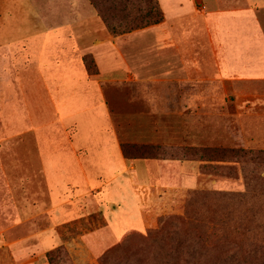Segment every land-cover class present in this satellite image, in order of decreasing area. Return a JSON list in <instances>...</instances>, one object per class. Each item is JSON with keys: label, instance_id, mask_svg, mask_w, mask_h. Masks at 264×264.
<instances>
[{"label": "crops", "instance_id": "0c3cea01", "mask_svg": "<svg viewBox=\"0 0 264 264\" xmlns=\"http://www.w3.org/2000/svg\"><path fill=\"white\" fill-rule=\"evenodd\" d=\"M159 3L162 23L113 37L88 0H0V99H43L54 114L17 128L31 132L13 141L20 186L0 189V264H49L61 229L94 212L111 232L78 239L102 251L98 239L124 236L121 213L149 227L170 195L220 184L202 162L129 159L122 147L230 144L232 100L264 99V0Z\"/></svg>", "mask_w": 264, "mask_h": 264}, {"label": "trees", "instance_id": "16d2710c", "mask_svg": "<svg viewBox=\"0 0 264 264\" xmlns=\"http://www.w3.org/2000/svg\"><path fill=\"white\" fill-rule=\"evenodd\" d=\"M88 1L113 37L164 21L159 0ZM86 64L90 74H97L92 60ZM122 150L129 159L202 162V172L207 175L234 177L238 167L245 190L188 191L183 215L161 218L159 227L145 235L127 236L100 257V264H264V223L259 222L264 220V150L129 144L123 145ZM244 231L262 237L254 234L247 242L232 239V235H244ZM208 232L220 237L213 240ZM218 246L227 250L218 258H209L207 252ZM57 255H66L64 246L48 253L50 264H56Z\"/></svg>", "mask_w": 264, "mask_h": 264}, {"label": "rangeland", "instance_id": "374dc122", "mask_svg": "<svg viewBox=\"0 0 264 264\" xmlns=\"http://www.w3.org/2000/svg\"><path fill=\"white\" fill-rule=\"evenodd\" d=\"M103 21V20H102ZM105 24V23H104ZM106 26V25H105ZM107 28V27H106ZM45 56L47 54H53L54 52H42ZM40 52V57L43 55ZM31 54V53H30ZM26 60V59H25ZM33 60V58H32ZM26 62V61H25ZM21 71V68H16V70ZM32 72L31 67L24 69L25 71ZM27 85V84H26ZM34 86V84H30ZM252 94L255 96L261 95L262 86L260 84H253ZM15 94V93H14ZM244 95L243 93H241ZM235 102L236 106V123L231 125L230 133L232 139L230 144H225L222 142L220 148H243V149H253V150H264V99L260 97L253 98H238L232 100ZM43 99H22L16 97L12 100L7 99V109L5 107V100L0 99V189L3 191L4 188L10 186H20V179L16 178V173L21 171L20 167V156L22 154V146L20 144H13V141H19L23 138H28V135L31 131H21L17 129L21 120L23 119L25 123L38 125L41 124L44 119L48 116H51L45 113L46 105L43 104ZM66 111L69 108V105L63 107ZM5 110H8L7 112ZM47 111V110H46ZM232 111V108H231ZM54 114L51 116L53 117ZM48 118L47 120H49ZM33 166H36L33 163ZM236 174L234 172V177L220 176V184L216 187H212L214 191L230 192V193H240L245 190L244 182L242 180V175L240 168H238ZM264 177V173L262 174ZM95 177V176H94ZM95 179V178H94ZM211 181L203 182H192L193 189H206L209 190ZM1 191V192H2ZM35 192V190H34ZM33 192V193H34ZM189 192L177 195L172 194L162 205V210L153 214L155 221L149 227H142V221L140 218L128 217L129 211H125L120 214V218L124 217L121 221L120 228L125 230L124 236L118 241L114 242L113 237L105 236L101 237V240L97 242V245H101L102 248L106 244L108 246L102 251L94 252V243L93 242H84L82 239H78L79 236L85 238L86 235L93 234H104L110 233V224H107L104 216L101 213L94 212L90 216L89 223L74 224L73 226H66L61 229L63 237V243L61 246H64L66 255H57L56 264H100V257L109 249L115 247L116 245L123 242V240L129 235H145L150 231L156 230L159 227V220L161 218H167L171 216H180L184 214L185 205L188 199ZM94 207H97L98 204H93ZM145 215L150 216L151 210L148 206H145ZM119 218V216H118ZM210 218V217H209ZM114 222V220H111ZM120 221V219L118 220ZM263 219H260L259 222L264 223ZM209 221L206 223L208 224ZM139 227V229L129 230L131 227ZM213 226L210 224V227ZM244 235L235 234L232 235V239L241 242H247V239H252L253 235L262 237L261 234L257 235L252 232V235L246 233ZM242 233V232H238ZM233 234V233H232ZM208 235L216 240L220 235L215 233L208 232ZM112 236V235H111ZM76 239V241H73ZM97 240V241H98ZM91 249H93L92 253ZM225 246L216 247L209 250V258L220 257V255L226 251ZM213 251V252H212ZM48 259V254H47ZM49 261V259H48ZM264 261V258L262 259ZM50 264V263H49Z\"/></svg>", "mask_w": 264, "mask_h": 264}]
</instances>
